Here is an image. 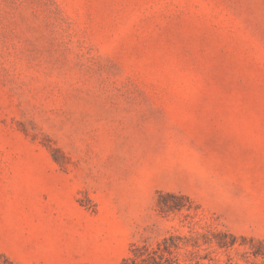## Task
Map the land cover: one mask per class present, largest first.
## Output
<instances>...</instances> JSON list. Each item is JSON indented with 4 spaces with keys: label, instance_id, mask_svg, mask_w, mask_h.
I'll return each mask as SVG.
<instances>
[{
    "label": "rangeland",
    "instance_id": "obj_1",
    "mask_svg": "<svg viewBox=\"0 0 264 264\" xmlns=\"http://www.w3.org/2000/svg\"><path fill=\"white\" fill-rule=\"evenodd\" d=\"M0 264H264V0H0Z\"/></svg>",
    "mask_w": 264,
    "mask_h": 264
}]
</instances>
